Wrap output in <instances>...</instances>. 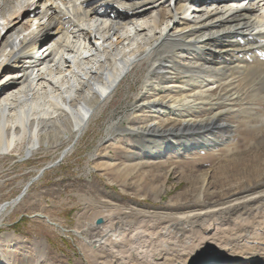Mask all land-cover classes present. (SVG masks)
Returning <instances> with one entry per match:
<instances>
[{"label": "bare ground", "instance_id": "obj_1", "mask_svg": "<svg viewBox=\"0 0 264 264\" xmlns=\"http://www.w3.org/2000/svg\"><path fill=\"white\" fill-rule=\"evenodd\" d=\"M244 1L0 0V155L29 141L30 156L51 138L71 149L145 67L147 81L178 74L193 82L192 91L143 105L162 118L172 111L190 129L216 123L182 112L217 92L233 104L264 99V0ZM22 196L0 205V224ZM205 201L201 192L195 209L165 215L110 204L74 233L95 264H264V193L224 206Z\"/></svg>", "mask_w": 264, "mask_h": 264}, {"label": "rangeland", "instance_id": "obj_2", "mask_svg": "<svg viewBox=\"0 0 264 264\" xmlns=\"http://www.w3.org/2000/svg\"><path fill=\"white\" fill-rule=\"evenodd\" d=\"M147 75L145 67L129 76L71 149L70 141L56 145L51 138L30 156L29 141L0 155V205L34 180L2 219L0 264H95L74 233L95 208L165 215L195 209L201 192L208 208L264 193V99L233 104L217 92L203 107L182 112L193 122L215 116L216 123L190 129L172 111L162 118L143 105L177 96V89L192 91L193 82L178 74L147 81ZM154 123L158 129L147 128Z\"/></svg>", "mask_w": 264, "mask_h": 264}, {"label": "water", "instance_id": "obj_3", "mask_svg": "<svg viewBox=\"0 0 264 264\" xmlns=\"http://www.w3.org/2000/svg\"><path fill=\"white\" fill-rule=\"evenodd\" d=\"M44 171H45V170H43V172H44ZM33 182H34V180H33L31 183L28 184L27 188H29V187L33 184ZM25 190H26V189H25ZM24 194H25V192L23 193V195H24ZM21 198H22V197H21ZM21 198H20V199H21ZM20 199H19V200H20ZM101 222H102V220H98V221H97V224H100Z\"/></svg>", "mask_w": 264, "mask_h": 264}]
</instances>
